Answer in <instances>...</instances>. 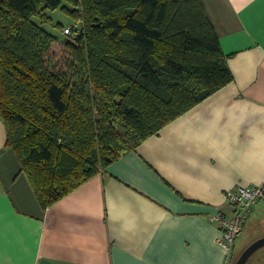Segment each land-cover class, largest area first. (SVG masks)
Wrapping results in <instances>:
<instances>
[{"label": "trees", "instance_id": "trees-1", "mask_svg": "<svg viewBox=\"0 0 264 264\" xmlns=\"http://www.w3.org/2000/svg\"><path fill=\"white\" fill-rule=\"evenodd\" d=\"M227 58L202 0H0L4 147L45 209L229 84Z\"/></svg>", "mask_w": 264, "mask_h": 264}, {"label": "crops", "instance_id": "crops-1", "mask_svg": "<svg viewBox=\"0 0 264 264\" xmlns=\"http://www.w3.org/2000/svg\"><path fill=\"white\" fill-rule=\"evenodd\" d=\"M202 2L233 80L47 208L0 118V264H229L214 217L264 181V0Z\"/></svg>", "mask_w": 264, "mask_h": 264}, {"label": "built area", "instance_id": "built-area-1", "mask_svg": "<svg viewBox=\"0 0 264 264\" xmlns=\"http://www.w3.org/2000/svg\"><path fill=\"white\" fill-rule=\"evenodd\" d=\"M65 32L69 33V28H66ZM225 197L233 207V214L231 216L217 214L214 219L218 221L221 230L219 242L227 251H230L253 204L264 197V181L245 187L238 186L235 190H227Z\"/></svg>", "mask_w": 264, "mask_h": 264}, {"label": "rangeland", "instance_id": "rangeland-1", "mask_svg": "<svg viewBox=\"0 0 264 264\" xmlns=\"http://www.w3.org/2000/svg\"><path fill=\"white\" fill-rule=\"evenodd\" d=\"M51 16H52V20L53 23L54 22H60L61 27L57 28L58 30L54 29L51 25L45 24L44 26L49 29L51 32H53L56 36L59 37V39L53 43L52 47H51V52L53 54H55L56 56H59L60 54H65L67 53V49H65L64 47V41L65 39L67 40H73V35L71 33V30L69 33H66L65 30L66 28H70V24H72V20L67 17L66 15H64L60 10H56L54 12H50ZM74 24H78L77 21H74ZM69 25V26H68ZM63 39V40H62ZM237 187L235 188H231L233 190L237 189ZM230 190V189H229ZM226 194V192H225ZM264 197H262L260 200H262ZM260 200L258 202H260ZM258 202H255L254 204L256 205ZM253 204L252 208L255 206ZM264 201L261 202V204H259L254 212V215L251 216V218H249V220L247 221V223L245 224L244 228L241 229V231L239 232L240 234L238 235V237H236V243H242V246H234L233 247V253L231 254V258H228V263L229 264H234L237 260V256L238 254L241 252V250L245 247V245L247 244V242L255 237L256 235L262 233V231L264 230ZM246 239V240H245ZM243 240L244 244H243ZM237 244V245H238ZM235 248V249H234ZM230 252V251H229ZM230 259V260H229Z\"/></svg>", "mask_w": 264, "mask_h": 264}, {"label": "flooded vegetation", "instance_id": "flooded-vegetation-1", "mask_svg": "<svg viewBox=\"0 0 264 264\" xmlns=\"http://www.w3.org/2000/svg\"><path fill=\"white\" fill-rule=\"evenodd\" d=\"M263 237H264V230L262 231V233H260V234L256 235L255 237L251 238L247 242V244L245 245V247L241 250V252L238 254L237 257H239L241 255V253L246 248H248L255 240L260 239V238H263ZM244 264H264V244L261 245L260 247H258L257 249H255L249 255V257L246 259V261L244 262Z\"/></svg>", "mask_w": 264, "mask_h": 264}, {"label": "water", "instance_id": "water-1", "mask_svg": "<svg viewBox=\"0 0 264 264\" xmlns=\"http://www.w3.org/2000/svg\"><path fill=\"white\" fill-rule=\"evenodd\" d=\"M264 244V237L255 240L248 248H246L238 257L234 264H244L249 255L258 247Z\"/></svg>", "mask_w": 264, "mask_h": 264}]
</instances>
